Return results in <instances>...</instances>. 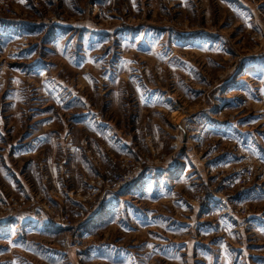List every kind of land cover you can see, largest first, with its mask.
Wrapping results in <instances>:
<instances>
[{
	"label": "rangeland",
	"instance_id": "1",
	"mask_svg": "<svg viewBox=\"0 0 264 264\" xmlns=\"http://www.w3.org/2000/svg\"><path fill=\"white\" fill-rule=\"evenodd\" d=\"M0 264H264V0H0Z\"/></svg>",
	"mask_w": 264,
	"mask_h": 264
},
{
	"label": "crops",
	"instance_id": "2",
	"mask_svg": "<svg viewBox=\"0 0 264 264\" xmlns=\"http://www.w3.org/2000/svg\"><path fill=\"white\" fill-rule=\"evenodd\" d=\"M17 2L19 1L20 3L24 2L25 4H27L28 0H16ZM62 22V21H61ZM27 23V22H24ZM64 23V22H63ZM13 25V24H12ZM59 24L55 25L58 26ZM8 30H10L13 34H15L18 31V27H7Z\"/></svg>",
	"mask_w": 264,
	"mask_h": 264
},
{
	"label": "built area",
	"instance_id": "3",
	"mask_svg": "<svg viewBox=\"0 0 264 264\" xmlns=\"http://www.w3.org/2000/svg\"><path fill=\"white\" fill-rule=\"evenodd\" d=\"M58 225H61L60 223H57Z\"/></svg>",
	"mask_w": 264,
	"mask_h": 264
}]
</instances>
